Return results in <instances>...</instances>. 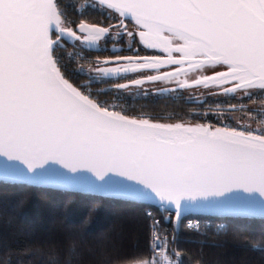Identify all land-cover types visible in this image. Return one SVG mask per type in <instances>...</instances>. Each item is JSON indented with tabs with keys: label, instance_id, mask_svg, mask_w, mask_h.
<instances>
[{
	"label": "snow or ice",
	"instance_id": "obj_1",
	"mask_svg": "<svg viewBox=\"0 0 264 264\" xmlns=\"http://www.w3.org/2000/svg\"><path fill=\"white\" fill-rule=\"evenodd\" d=\"M100 5L115 24L74 23L60 0H0V156L22 161L37 176L35 169L49 161L72 171L87 168L101 180L117 171L136 181H121L122 187L157 201L165 212L174 208L177 220L188 207L181 202L198 196L233 187L264 196V108L255 111L244 103L255 97L264 102V0H100ZM125 21L137 30L129 31ZM125 36L165 55L140 56L139 48L129 46L137 54L121 56L113 45L114 55L97 57L94 66L82 55L85 49L107 51L101 40L106 45ZM69 43L82 51L62 55ZM66 58L76 63L74 71L86 83L69 79L63 71ZM165 65L176 67L136 79L128 75L158 72ZM206 69L211 74L192 83L225 98L214 113L224 117L217 127L130 117L91 91L93 83L108 84L119 98L145 80H172L181 72ZM176 83L188 86L187 81ZM237 111L241 118L232 126L230 116ZM250 121L260 126L253 128ZM110 185L111 177L100 187ZM146 215L151 256L128 264H182L161 221L150 211Z\"/></svg>",
	"mask_w": 264,
	"mask_h": 264
},
{
	"label": "trees",
	"instance_id": "obj_2",
	"mask_svg": "<svg viewBox=\"0 0 264 264\" xmlns=\"http://www.w3.org/2000/svg\"><path fill=\"white\" fill-rule=\"evenodd\" d=\"M60 4L69 19L85 18L81 0H60ZM62 63L70 68L77 66L67 58ZM224 99L211 97L209 103L222 104ZM121 100V108L129 116L205 124L189 117L188 103L175 97ZM261 102L260 97L244 101L255 111L262 108H251L250 104ZM236 116L241 118V113L231 114L233 124ZM222 119L220 116L213 121L220 125ZM146 207L120 199L0 181V264H128L134 259H147L151 219L145 214ZM219 219L225 222L222 230L197 233L180 229L177 242L182 264H264V218Z\"/></svg>",
	"mask_w": 264,
	"mask_h": 264
},
{
	"label": "water",
	"instance_id": "obj_3",
	"mask_svg": "<svg viewBox=\"0 0 264 264\" xmlns=\"http://www.w3.org/2000/svg\"><path fill=\"white\" fill-rule=\"evenodd\" d=\"M89 1L100 5V0ZM168 66L172 65H165L162 68ZM188 71L196 73L198 70ZM180 74H183V72ZM194 80L187 82L188 87H193L192 82ZM200 86L205 87L204 85ZM153 121L166 124L177 123L165 120ZM184 123L199 124L191 122ZM49 164L51 167H49ZM35 172L40 173V175H33V173L28 170L27 165L23 164L20 160H10L6 156H0V181L2 182L79 192L135 202L153 207L159 206L157 201H150L137 197L132 189L122 187L120 184L121 181H123L125 185H136V181L128 180L126 176L120 175L117 171L108 172L104 175V180H101L96 172L90 171L87 168L78 167L76 171H72L70 168L64 167L61 163L49 161V163L45 164L43 168H36ZM109 177H111V185L108 187H100V185L108 180ZM137 186L143 187V185ZM181 203L188 205V207L182 212V215H198L214 218H264V196L259 192H246L242 188L233 187L231 190H224L219 195H211L207 197L198 196L193 201H182ZM173 211H175L174 208Z\"/></svg>",
	"mask_w": 264,
	"mask_h": 264
},
{
	"label": "flooded vegetation",
	"instance_id": "obj_4",
	"mask_svg": "<svg viewBox=\"0 0 264 264\" xmlns=\"http://www.w3.org/2000/svg\"><path fill=\"white\" fill-rule=\"evenodd\" d=\"M81 9L86 12V15L83 17L77 18H70L71 21L74 23H79L81 19H84L86 22L90 24H98L102 25L104 27H107L108 24H115V19H108V16L103 11V7H98L94 2L89 0H81ZM110 11V10H109ZM122 19V18H121ZM77 21V22H76ZM125 24L127 25V28L129 31L135 32L136 26L131 21H125ZM101 47H106L107 51H96V50H83L82 55L85 57L90 58L91 62H93L97 57H99L101 60L107 57L113 56V52L111 49L113 48V45L120 50L117 51L116 55L121 56H133L136 55V52L128 51L129 46L133 49L139 48L138 55L140 56H151V55H165L163 53L157 52L155 50L147 49L142 44H140L137 40V42H130V39L125 36L123 40L117 39L116 41L109 40L107 44L105 45L104 41L101 40L100 42ZM73 52V53H80L82 50L73 44H67L64 49L61 50ZM81 63H85V61L81 60ZM64 64V63H63ZM65 65V64H64ZM85 66L87 67V63H85ZM114 66V65H113ZM176 66H168L162 69H159L158 72L152 71L149 72V70H143L140 73H131L128 74L131 79L140 78L142 76H146L148 74H159L163 72H169ZM76 67L70 68L67 65L63 68V71L65 74L69 77V79L74 84H84L86 83V77L84 76H78L76 72L74 71ZM211 72L209 70L204 71H196V73H193L191 71H187L186 73L183 72V74H180L179 76L175 77L172 80H159V81H147L145 80L140 85H132L129 90H125L121 94H119V98H116V94L111 92L110 85L108 84H96L93 83L91 85V91L93 95L99 94V99L102 101H105L107 103L111 102H121V99L130 97L133 99H152L155 97H175L180 99L181 101L188 103V109H189V117L196 119L200 122H205L208 124H211L213 126L217 125L213 118H217L220 116L215 115L214 113L219 112L220 110H217V105H213L210 102V98L214 97L217 98V96H211L209 95V91L212 89L202 87V86H193V87H184L179 88V86L176 83V80L180 81H192L195 78L203 75V74H210ZM120 83H126L127 81H119ZM108 90L107 94H104L101 90ZM205 119V120H204Z\"/></svg>",
	"mask_w": 264,
	"mask_h": 264
},
{
	"label": "built area",
	"instance_id": "obj_5",
	"mask_svg": "<svg viewBox=\"0 0 264 264\" xmlns=\"http://www.w3.org/2000/svg\"><path fill=\"white\" fill-rule=\"evenodd\" d=\"M115 104L123 106V102H113ZM232 126H234L232 124ZM145 214L147 212L152 213V219L160 220L161 221V229L168 235L170 240V249H175L181 253V260H182V252L178 249V234L181 228L185 230H189L192 232L197 233H204L209 229L218 230L219 226L225 227V222L219 218L214 217H207V216H198V215H181L179 220H177L175 216V211L165 212L163 211L160 206H147L145 208ZM170 217L169 220H165L164 217ZM189 222H191V227H188ZM222 228V229H223ZM175 236V241L172 242V237ZM151 256V251L148 257Z\"/></svg>",
	"mask_w": 264,
	"mask_h": 264
},
{
	"label": "rangeland",
	"instance_id": "obj_6",
	"mask_svg": "<svg viewBox=\"0 0 264 264\" xmlns=\"http://www.w3.org/2000/svg\"><path fill=\"white\" fill-rule=\"evenodd\" d=\"M111 103H113V102H111ZM250 107H251V108H254V107H261V108H264V102L257 103V104H250ZM235 119H236V120H239L240 118L236 116ZM250 123H251V126H252L253 128H258V127H259L258 123L254 122V121H250ZM233 125L235 126V124H233ZM219 126H220V125H219Z\"/></svg>",
	"mask_w": 264,
	"mask_h": 264
}]
</instances>
